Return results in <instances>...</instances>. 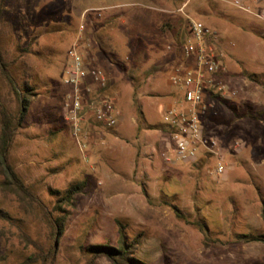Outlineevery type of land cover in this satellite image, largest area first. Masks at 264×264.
I'll use <instances>...</instances> for the list:
<instances>
[{
	"label": "rangeland",
	"instance_id": "obj_1",
	"mask_svg": "<svg viewBox=\"0 0 264 264\" xmlns=\"http://www.w3.org/2000/svg\"><path fill=\"white\" fill-rule=\"evenodd\" d=\"M232 1L8 0L0 47L13 77L27 79L37 96L7 160L36 201L12 192L0 172V209L9 216L0 217V264L23 262L36 252L34 243L49 248L40 204L53 218L65 216L52 264H114L104 255L91 260L85 248L115 246L117 221L128 239L142 235L135 257L150 264H264V21L256 16L263 4L240 0L244 10ZM189 19L213 30L221 82L235 94L209 97L201 115L218 155L202 151L195 163H181L159 129L164 109L174 104L169 77L184 63ZM213 19L221 24L213 26ZM80 24L90 43L86 57L109 75L118 112L115 129L97 126L101 140L85 125L83 149L63 117L62 85ZM0 98L16 111L1 76ZM218 158L223 175L212 172ZM80 181L84 192L54 211L51 191Z\"/></svg>",
	"mask_w": 264,
	"mask_h": 264
},
{
	"label": "built area",
	"instance_id": "obj_2",
	"mask_svg": "<svg viewBox=\"0 0 264 264\" xmlns=\"http://www.w3.org/2000/svg\"><path fill=\"white\" fill-rule=\"evenodd\" d=\"M260 1L263 9L256 16L264 21V0ZM232 5L246 10L240 0H233ZM188 30L189 36L181 46L184 63L176 67L169 77L178 99L162 113V125L169 134L175 159L181 163H195L202 151L218 155L217 139L205 135L202 126L205 98L209 92L226 97L235 94L221 82L222 63L210 45L215 39L213 30L195 19H189ZM83 31L84 25L80 24V36L68 51L62 72L65 88L63 117L80 149L86 147L88 139L85 125L114 129L118 124L111 79L104 69L86 57L84 48L90 43L84 42ZM164 156L167 162L171 161L170 156ZM225 170V164L218 158L212 172L223 175Z\"/></svg>",
	"mask_w": 264,
	"mask_h": 264
},
{
	"label": "trees",
	"instance_id": "obj_3",
	"mask_svg": "<svg viewBox=\"0 0 264 264\" xmlns=\"http://www.w3.org/2000/svg\"><path fill=\"white\" fill-rule=\"evenodd\" d=\"M7 2L8 0H0V35L4 18V8ZM243 73L251 80L256 77L255 74L248 73L247 71H243ZM0 76L8 85L17 102L16 111L11 112L0 98V172L4 175L8 187L12 188V192L18 194V196L22 198L36 201L34 192L24 185L7 160V154L16 132L22 127L23 119L30 106L31 100L37 96L36 88L31 85L27 79H22V81L18 82L15 77H13L9 63L5 60L1 47ZM211 96L216 97V94L209 92L206 95L205 101ZM148 128L156 129L158 127L149 126ZM161 129L166 130L163 125ZM86 186V181H80L69 185L64 190H52L51 193L57 198L53 210L63 211V205H72L75 197L78 194L83 193ZM40 207L43 210L46 221L51 229V239L53 242H51L49 248L46 250L40 245L34 243V246H36V252L29 255L19 264H52L54 260L53 257L56 252L57 240L63 234L65 216L61 215L53 218L52 214L42 204H40ZM0 217L8 218L9 216L8 213L0 209ZM261 217L264 221V204L261 209ZM116 223L118 227L116 245L111 246L106 241L103 244H91L87 246L85 249L92 255L91 260L94 257L104 255L109 257L114 264H150L143 259L135 257V253L141 243L142 235L137 234L133 238L128 239L124 225L119 221ZM194 224L200 229L206 227L203 220H196ZM256 238L258 239V237ZM26 239H28V237H26ZM259 239L264 240V237Z\"/></svg>",
	"mask_w": 264,
	"mask_h": 264
},
{
	"label": "crops",
	"instance_id": "obj_4",
	"mask_svg": "<svg viewBox=\"0 0 264 264\" xmlns=\"http://www.w3.org/2000/svg\"><path fill=\"white\" fill-rule=\"evenodd\" d=\"M210 24H212L213 26H219L221 23L219 22V21H215V19H213V20H211L210 22H209ZM173 87V86H172ZM170 96H171V98H172V102L175 104L176 102H177V99H178V95L176 94V91H175V88L173 87V90L170 92ZM117 126H118V124H117ZM116 126V127H117ZM89 127V126H88ZM115 127V128H116ZM90 131L91 132H89L90 134L91 133H93V134H91V135H93V137H96V138H98V139H103L104 138V136H103V133H102V131L99 129H97L98 127L97 126H93V125H90ZM114 128V129H115ZM159 130H161L162 132H163V130L162 129H159ZM164 134H165V138H163V144H164V147L165 148H167V146H169V145H171L172 144V142H168L169 140H170V138H169V134H168V132L166 131V132H164ZM89 141H91V138H90V140ZM158 142V141H157ZM159 143H160V141H159ZM162 143V142H161ZM150 149H146V151L148 152ZM151 150H152V148H151Z\"/></svg>",
	"mask_w": 264,
	"mask_h": 264
}]
</instances>
